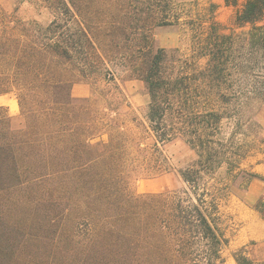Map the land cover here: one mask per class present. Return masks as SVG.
<instances>
[{"label": "trees", "instance_id": "16d2710c", "mask_svg": "<svg viewBox=\"0 0 264 264\" xmlns=\"http://www.w3.org/2000/svg\"><path fill=\"white\" fill-rule=\"evenodd\" d=\"M32 3L48 12L46 22L0 11V95L14 93L19 107L15 126L0 106V264H223L222 201L238 179L260 178L240 167L238 135L251 124L253 103L264 104V82L240 84L238 113L229 115L228 36L212 27L202 52L207 65L185 68L177 50L160 47L152 33L177 21L171 0L120 1L122 13L97 22L81 16L79 0ZM260 21L264 0H246L236 22L252 25L258 72ZM118 62L148 94L149 147L108 115L113 109L71 93L80 81L110 75L108 64ZM237 71L245 74V66ZM175 140L196 157L177 169L184 186L132 192L131 173L169 169L162 146ZM235 260L251 264L239 252Z\"/></svg>", "mask_w": 264, "mask_h": 264}, {"label": "rangeland", "instance_id": "374dc122", "mask_svg": "<svg viewBox=\"0 0 264 264\" xmlns=\"http://www.w3.org/2000/svg\"><path fill=\"white\" fill-rule=\"evenodd\" d=\"M33 0H0V11L7 13L15 12L20 18H37L46 22L49 14L46 10L37 9L32 5ZM80 1V14L92 22L105 19H114L119 11L116 4L127 2V0H91V6L87 8L88 0ZM246 0H171L172 12L178 19L169 25H163L152 29L156 44L166 49H176L181 64L187 69L203 68L207 65L208 56L203 55L207 36L215 27L219 34H224L222 48L223 59L226 61V74L224 76L227 88L228 113L236 116L239 99L237 92L240 84L258 85L264 82V69L257 71L256 61L250 59L252 54L249 31L251 24H238L236 15ZM136 3V1H133ZM263 21L257 22L256 26L263 25ZM115 29V28H114ZM107 28L99 31L105 32ZM117 30V29H116ZM109 32H111L109 30ZM254 58V57H253ZM108 64L111 74L80 81L73 85L71 93L74 97H90L95 106L101 109L111 108L108 111L110 117L118 116V123L127 133L137 136L148 147L152 145L153 139L147 130L146 111L149 97L142 81L129 79L121 63ZM245 66V74H240L237 67ZM262 66V65H261ZM260 73L261 77L256 74ZM104 77L111 79L105 80ZM256 80V81H255ZM109 81V82H106ZM260 81V82H259ZM259 82V83H258ZM262 86V84H260ZM251 95L252 94H248ZM0 106L7 110L12 117L13 124L19 125V107L14 93L0 95ZM259 108V109H257ZM251 124H246L240 138V152L244 158L240 167L256 173L260 178L252 179L247 185L240 184L238 179L234 192L230 193L223 201L221 211L226 220V235L229 239L227 246L223 249V264H238L235 253L249 260L251 264H257V252L259 248L255 241H249L242 246H236L230 242L233 239L235 229H238L241 221L236 216L239 207H247L254 211L264 220V104L253 103L251 108ZM253 113V114H252ZM229 124L225 127L226 133L231 131ZM163 155L169 160L168 167L159 174H145V171L131 173L128 185L134 193H158L172 189H179L184 183L177 169L187 166L195 160L194 152L181 140L168 142L162 146ZM224 178V170L220 172ZM208 184L212 179H207ZM240 184V185H239Z\"/></svg>", "mask_w": 264, "mask_h": 264}, {"label": "crops", "instance_id": "0c3cea01", "mask_svg": "<svg viewBox=\"0 0 264 264\" xmlns=\"http://www.w3.org/2000/svg\"><path fill=\"white\" fill-rule=\"evenodd\" d=\"M260 169L263 170L264 168L260 167ZM236 216L241 223L238 229H235L233 239H230V242L235 243L236 246H242L249 241H255V243H257V247L259 248L256 258L258 261L257 264H264V220L247 207H239V210L236 212ZM223 219L225 218L223 217ZM226 223V220H224L223 225L225 235L227 230Z\"/></svg>", "mask_w": 264, "mask_h": 264}]
</instances>
